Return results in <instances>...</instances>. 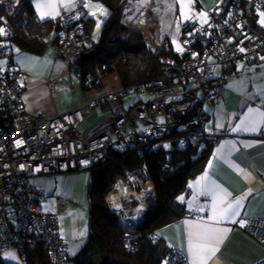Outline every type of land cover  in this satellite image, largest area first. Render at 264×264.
I'll use <instances>...</instances> for the list:
<instances>
[{
    "label": "built area",
    "instance_id": "1",
    "mask_svg": "<svg viewBox=\"0 0 264 264\" xmlns=\"http://www.w3.org/2000/svg\"><path fill=\"white\" fill-rule=\"evenodd\" d=\"M87 2L75 0L72 11H63L57 19L60 31L53 46L55 57L74 56L90 40L80 23H76L78 12ZM245 5H250L257 15L264 13V0H227L221 10L210 11V26L194 21L184 23L179 37L182 52L179 58L162 61L161 76L92 96L52 118L25 110L20 79L23 71L11 58V52H0V57L7 59L0 68V251L23 252L27 243L32 241L33 245L30 238L36 236L46 243L47 264H64L66 244L59 226L70 200L53 195L50 210L43 211L48 196L29 184L30 177L89 169L112 149L122 150L124 146L154 141L165 147L163 141L170 144L174 140L170 138L173 129L193 111L197 100L200 106L193 122L195 131L182 138L180 147L203 143L207 115L202 106H213L222 89V81L211 77L213 65L226 68L252 60L264 70V35L245 20ZM143 94L146 98L139 99L128 110L122 107L121 99L125 96ZM103 103L110 106L111 118L84 135L80 126L94 107ZM261 106L264 110V92ZM259 137L264 139V121ZM147 175L150 173L143 162L135 175L125 172L107 197L110 206L122 210L133 223L153 187L150 182L144 183ZM117 183L128 190L129 194L122 199L136 203L134 208L123 206L122 201L114 204L109 198L118 196L120 200ZM207 208L206 200L197 199L189 216L201 215ZM129 211L133 214H127ZM241 229L264 246V218L247 219ZM138 238L137 234L127 235L125 246L135 249ZM163 264L190 263L184 253L171 248ZM256 264H264V259Z\"/></svg>",
    "mask_w": 264,
    "mask_h": 264
},
{
    "label": "crops",
    "instance_id": "2",
    "mask_svg": "<svg viewBox=\"0 0 264 264\" xmlns=\"http://www.w3.org/2000/svg\"><path fill=\"white\" fill-rule=\"evenodd\" d=\"M226 1L126 0L120 12V22L142 34L148 51L158 53L162 46L166 45L173 52L181 54L182 48L178 51L172 39L173 36L179 39L184 23L194 21L201 26H210V11L221 10ZM46 2L47 0H30L33 13L40 20L55 21L63 11H72L73 9V4H67L66 0L65 2L53 0V8L42 6L38 11L37 3L43 5ZM95 4L97 3L90 2L84 7L81 14L91 17L95 21L93 12L95 15L98 12L103 23L107 10L103 5ZM57 12L59 15H56ZM42 13L50 14L44 15L42 19ZM93 28L94 26L92 30ZM92 30L89 37L91 41H94ZM100 31L101 28L98 35ZM53 38L54 32L51 33L48 42L46 41L45 49L40 55L14 51L15 54H18L14 56V61L23 71L20 78L23 88L22 102L28 113L52 118L88 101L92 96L112 92L121 87L117 75L111 73L101 80L99 88L84 90L80 84V78L71 67L73 56H54ZM69 56L72 58V62ZM5 64V59L0 60V68H3ZM260 68L252 60L240 61L236 65L226 68L213 65L211 77L222 81V89L219 100L213 106L203 105V111L207 115L206 133L219 135V137L212 144L203 169L188 180L186 191L178 197H183V200H179L184 204L186 213L181 219L161 227L156 232L157 236L162 238L169 247L184 253L190 264H256L264 259V246L241 229L240 223L224 220L217 224L215 221L209 220V217L213 215V200L211 196L202 194V185L207 181L196 183L197 178L201 177L207 168L209 181H215L221 189L230 194L225 197L223 203L217 201V212L221 208L227 207V204L236 198L242 197L240 215L235 218L236 221L246 222L250 218H264V139L259 137V129L264 117L258 115V113L264 112L261 106V95L264 92V70ZM70 73L77 76L82 94L77 102L60 107L56 102L60 97L56 87L62 84L64 78L69 77ZM76 88L77 85H74L75 90ZM196 93L199 95V92ZM123 99H121V105L124 109L130 108L137 101L125 108ZM249 109H253V113L249 114ZM246 114L249 118L258 121L257 130L253 132L241 128L233 131L237 125L241 124V120L245 119ZM111 115L112 111L107 103L96 106L80 126L81 132L84 135H89L96 128L105 125ZM218 124L221 127H217ZM221 145L224 146L222 149ZM217 149L220 151L217 152ZM209 160H212L210 168L208 167ZM150 177L149 184L152 186L153 178L151 175ZM190 182L192 187L189 186ZM53 195L71 197L65 188L64 190L56 188L55 192L47 195L48 198H51L48 210L52 206ZM197 199L206 200L208 208L201 215L189 216L193 203ZM69 200L70 203L60 217L59 227L60 234L66 244L67 260L81 248L87 236L81 212L77 209L74 200L72 198ZM123 200L125 199H122V202ZM129 213L133 214V211ZM206 229L216 230L219 236L223 237L222 240L212 235H206ZM189 241L193 245H204L205 248L202 250L201 256H210V258L201 259L189 255ZM213 247L218 249L214 255L210 252ZM196 251L197 249L193 248V253ZM1 253H3L1 255L3 261L7 264H23L14 251ZM11 256L14 258H10Z\"/></svg>",
    "mask_w": 264,
    "mask_h": 264
},
{
    "label": "trees",
    "instance_id": "3",
    "mask_svg": "<svg viewBox=\"0 0 264 264\" xmlns=\"http://www.w3.org/2000/svg\"><path fill=\"white\" fill-rule=\"evenodd\" d=\"M90 2L103 5L107 14L97 40H89L73 56L71 67L80 78L84 90L99 88L101 80L111 73L117 75L121 87L159 77L164 71V59L179 58L180 54L166 45L158 53L148 51L142 34L120 22V12L126 0H88L87 5ZM85 6L78 12L76 23H80L90 36L94 19L81 14ZM244 8L245 20L264 35V28L257 21L259 15L253 12L250 5ZM0 18V27L4 29V33L0 34V52L8 50L11 55L14 51L40 55L45 49L46 35L52 32L53 46L57 43L60 31L58 21L40 20L33 13L30 0H0ZM199 106L200 101L197 100L193 111L173 129L170 138L174 140L170 141L169 147H159L156 142L150 141L147 145L112 149L89 168L87 236L81 248L68 259L72 264L165 262L171 247L156 232L181 219L186 213L178 197L186 191L188 180L203 169L211 146L219 137L206 133L204 128L203 143L180 147L182 138L195 131L193 122ZM143 162L153 178V187L138 211L136 223H133L122 210L112 208L107 197L125 172L135 175ZM122 203L132 208L136 204L125 200ZM130 234L139 235L135 249L125 246L124 238ZM30 239L33 245H30L32 241L27 243L23 252L6 251H14L23 264H47L49 257L45 241L36 236ZM66 260L67 253L64 263ZM0 264H7L1 255Z\"/></svg>",
    "mask_w": 264,
    "mask_h": 264
},
{
    "label": "rangeland",
    "instance_id": "4",
    "mask_svg": "<svg viewBox=\"0 0 264 264\" xmlns=\"http://www.w3.org/2000/svg\"><path fill=\"white\" fill-rule=\"evenodd\" d=\"M97 3V2H95ZM95 5L101 6V4L97 3ZM89 8L91 6H88ZM103 7V6H102ZM94 13V12H93ZM95 21L93 22V30L92 34L94 37V41L98 38L99 29L101 28V20L99 13L96 12V15L94 13ZM264 19L261 17V15L258 16V24L264 28V24H262L260 21ZM99 24V27L97 25ZM51 33L47 34L45 37V40L48 42V39L50 37ZM173 43L175 44L176 49H181L182 46L179 42L178 37L173 36L172 39ZM18 55L14 52L11 55V58L14 59V56ZM70 61L72 62V58L69 56ZM1 61H3V58H0ZM7 61V59H5ZM70 77V79H69ZM69 77L67 76L64 78L62 84H59V86L56 87V90L60 94V97L58 100H56L57 104L60 107L69 106L79 100V96L82 94L81 86L77 82V76L75 74L70 73ZM74 85H77L76 90L74 89ZM146 94H143L141 96L137 95H128L125 96L123 99V105L125 108H128L130 104L135 102L138 99H145ZM96 107V106H95ZM94 107V108H95ZM128 110V109H126ZM165 144V147H169V144L166 141H163ZM90 179V170L84 169V170H75L69 173H59L55 175H45V176H38V177H30L28 179V182L30 185H32L34 188L41 189L44 191L47 195H50V193L55 192L56 188H64L67 192L71 195V197H65L67 199H73L74 203L76 204L77 209L81 212V218H83V224L85 223V229L87 230V202H86V194H87V187L89 184ZM119 195L120 192H119ZM122 196H120L119 202L122 201ZM49 200V201H48ZM47 202L43 203L42 210L47 211L49 209V205L51 202V198H48ZM53 205V203H52ZM83 215V217H82ZM82 225V223H81ZM3 253H0L2 255ZM20 261V260H19ZM21 263V262H20ZM65 264H72L70 260H66Z\"/></svg>",
    "mask_w": 264,
    "mask_h": 264
},
{
    "label": "snow or ice",
    "instance_id": "5",
    "mask_svg": "<svg viewBox=\"0 0 264 264\" xmlns=\"http://www.w3.org/2000/svg\"><path fill=\"white\" fill-rule=\"evenodd\" d=\"M62 2H65V0H62ZM66 3L67 4H73V0H66ZM42 6L45 8H53L54 7L53 0H47V2L43 5L37 3L38 11L40 10V8ZM86 6H87V4H86ZM47 14H50V13H42L41 18L43 19L44 15H47ZM56 15H59V13L57 12ZM260 15L262 18H264V13H261ZM0 19H2V18H0ZM260 22L262 24H264V19H262ZM97 27H99V24L97 25ZM3 33H4V29L2 27H0V34H3ZM177 50L179 51L180 49L178 48ZM240 51L243 52L244 49H240ZM248 111H249V114L253 113V109H249ZM258 115L260 117H264V112L258 113ZM258 126H259L258 121L254 118H249V116L246 114L245 119L241 120V124L237 125V128L233 129V131H236V130L243 128V130H245V131L255 132L257 130ZM217 127H221V125L218 124ZM17 143H21V141H17ZM223 147L224 146L221 145V149ZM219 151H220V149H217V152H219ZM214 155H215V153H214ZM208 167L209 168L212 167V160H209ZM201 181H207L202 185V194L211 196L212 200H213V204H212L213 215L209 217V220H213L217 224L224 221V220H230L233 223H240L241 227H243L245 221H243V220L236 221V219H235L237 216L240 215L239 209L242 206L243 198L242 197L236 198L231 203H228L227 207L221 208L219 210V212H217L216 211L217 201H220L221 203H223L225 197L227 195H230V194L225 192L223 189H221L220 186L215 183V181H209L207 168H206L205 173L201 177L197 178L196 183L199 184ZM189 186L192 187L191 182H190ZM178 199L183 200V197H180ZM116 207L118 208L119 205H116ZM225 231H227V230H225ZM81 235H83V233H81ZM206 235H212V236H215L221 240L223 238L222 236H219L218 232L214 229H206ZM193 248L197 249L196 253H193ZM204 248H205L204 245H193L192 242L189 241V255H194V256L199 257L201 259L210 258V256H201V252ZM217 250H218L217 248L213 247L210 249V252L212 255H214ZM10 258H14V256H11Z\"/></svg>",
    "mask_w": 264,
    "mask_h": 264
},
{
    "label": "bare ground",
    "instance_id": "6",
    "mask_svg": "<svg viewBox=\"0 0 264 264\" xmlns=\"http://www.w3.org/2000/svg\"><path fill=\"white\" fill-rule=\"evenodd\" d=\"M149 180H150V176L147 175V176L144 178V183H145V184L148 183ZM122 185H123V184H119V183L116 184V188L120 190V194H121V195H127V194H129L128 190H127L126 188H124ZM109 198H111V199L113 200L114 204H118V196H117V197H112V196H110Z\"/></svg>",
    "mask_w": 264,
    "mask_h": 264
}]
</instances>
